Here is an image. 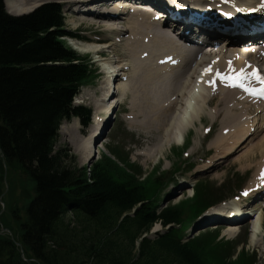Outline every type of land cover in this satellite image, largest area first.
<instances>
[{
	"label": "trees",
	"instance_id": "trees-1",
	"mask_svg": "<svg viewBox=\"0 0 264 264\" xmlns=\"http://www.w3.org/2000/svg\"><path fill=\"white\" fill-rule=\"evenodd\" d=\"M65 35L73 34L58 4L12 16L0 0V197L5 166L13 189L1 221L29 260L0 234V264H256L249 251L235 255L216 231L183 239L189 224L224 198L207 181L193 198L159 209L171 178L155 170L142 179L127 152L113 148L114 158L103 153L87 170L56 150L61 123L78 116L87 125L91 114L73 98L93 70ZM156 222L168 230L144 236Z\"/></svg>",
	"mask_w": 264,
	"mask_h": 264
},
{
	"label": "rangeland",
	"instance_id": "rangeland-1",
	"mask_svg": "<svg viewBox=\"0 0 264 264\" xmlns=\"http://www.w3.org/2000/svg\"><path fill=\"white\" fill-rule=\"evenodd\" d=\"M48 2L44 1L41 5ZM166 2L167 0L163 2L164 6L166 5ZM59 3L62 5L64 14L66 16V29L72 32H76L84 37L83 39L85 41L79 40L74 43L80 47L96 46L97 48H101L105 51V57L99 58L93 53L91 54L89 52L75 50L81 55L90 57L92 68L94 71L92 77L86 83L87 85L81 88L79 95L75 98V105H83L91 108L93 116L91 122L87 126H83L79 118H73L70 121H64L63 123L65 124L63 125V127H65V130L68 131V133L65 134V132H61L60 127L58 140L56 143V150H61L62 153H67L69 154V156H75L77 164L79 166H83L87 164H84V162L81 160V156L77 151V147L81 140L90 137L91 133L96 127L95 122H97L102 109H104L101 108L97 110L94 101H99L100 97L104 96L105 91L103 89L109 86L106 81L108 80L106 71L112 69V63L114 62H116L114 63V66L115 69H117L119 64H129L130 61L128 62L126 57L125 59H122L123 55L125 56V54L127 53V48L124 45H117V48H114V46L107 47L111 39H114V37L117 36L118 30H113L108 26L99 27L97 24L89 25L88 21H90L93 17H86V11L81 12V15L83 17L77 16L79 14H75L79 10L81 11L87 8V6H84L85 4L82 5V3L86 2L81 3V1H79L78 3H73L78 5L77 10H73V8H71L70 6L71 4L69 3ZM102 23L105 24L108 22L102 21ZM122 23H120L121 28L122 26L124 28V23ZM169 32L173 33V30L169 29ZM127 34H129V31L125 30L120 36H124L125 38ZM89 40H95L97 43L92 44L91 41L89 42ZM89 43L91 44V46ZM120 44L122 43L120 42ZM225 54L226 53L222 55ZM253 57L254 56L252 55L249 57V59ZM261 65L263 66L264 62H262ZM198 67L202 68V66H200V64L198 65L196 61V63L192 64L190 70L197 69L198 71ZM135 69L137 71L140 70L137 63L133 64L132 70ZM128 71L130 70L125 69L124 71L121 70L120 73L123 72V74H126L129 77L130 74ZM152 73L153 74H151L146 69L138 73L132 71L131 77H127V80L123 79L124 83L127 82L129 84V89L127 88L126 93L124 94L125 98H123V103L118 107V112L116 111L117 113H115L114 116L109 120L107 126L108 128H105L103 134H101L97 138V147L99 149L98 155H96L94 158H91L89 161H95L102 152H108V150L113 146H120V148H124V150L129 153V157L134 163L141 166L143 176H146L153 169L157 168H160V172L163 176L164 174L168 173L167 177H170L172 180L166 183L169 185V187L166 190L165 195L168 194L167 199L169 198L173 203L185 200L186 198H191L193 195V187L198 180H209L212 186H216L217 188H219V190H221L219 191V194L228 196L230 198L226 199L225 202L212 207L211 213H209L206 217H200L195 224H190L189 229L186 231L187 235L185 236V239L189 238V236L191 237L192 235H196L197 233L205 229L217 228V226H219L218 229H220V237L230 240L233 244L237 245V252H239L242 247L249 250L250 252H256L258 256L257 264H264V245H262L261 235H258V241H255L253 238L255 242H251L253 225L255 223L257 224V226L259 225V211L253 217L252 221H248L244 224L233 225L234 229L232 231L228 229L227 225L225 224H212L219 221L215 218L217 217L215 216L216 214H222V216H226L228 214L227 212H230V205L233 202L244 204L245 201L241 202V200L237 199L240 198L241 190H244L246 187H248V184L250 182L255 181L254 174L257 171V164L262 162L264 156V153L262 156L259 155L261 153L260 151H262L261 149L264 150V130L259 133V138L253 139L251 142H248L245 149L239 150L231 155L228 159L220 161L219 165L214 166L211 169L210 167L207 168V166L210 165L211 160H216V158L219 159V156L221 155V152H218V150L216 149L217 147L215 148L213 146V142L218 138L220 139L221 135H223V129L225 130V126L228 129V125L225 121H229L231 123L235 121L232 120L231 117L229 118V120H224L223 118H221V116L220 118L218 117L217 119H212V109L217 108L218 103H220V96L218 95V97L217 95H215L214 97H212L213 101H210V104L208 105L207 102L210 100L209 93L208 91L204 90V93H206L203 94L204 96H200V99H195V101L193 100L194 103H196L195 105L199 108V112L202 113V121H199V118H197V122H194L190 125V128L185 133L186 144L184 146H179V143L175 142L166 145V137L169 131H171L173 123H175L176 121L175 119H173V121L171 122V120L172 118L181 117V114L183 115L182 112L185 111L187 106L189 107L191 104H193L192 98H194V95L196 93L198 94L197 91L199 88V78H192L191 82L187 79V74V76H184L182 78V80L185 82L189 81L186 84L190 85V87L187 90H184L183 88L180 89L179 94H181L182 96L178 97L181 102L178 103L176 114H173L175 111L167 112L169 121L167 123V126H164V130H160L159 128L155 129L154 124L157 123L158 117L163 115L164 113L158 112L157 115L159 116L151 120L152 115L148 114V108L143 101L147 94V90L149 87L148 84L152 80L153 76L156 75L153 71ZM172 82L171 84L174 86L175 80H173ZM114 83H118L117 80ZM133 84H137L139 87H141L142 93L139 97L134 98L131 101V108L133 109L132 110L130 108L129 97H131ZM204 86L205 85H203L201 88H203ZM186 92L189 94V96L186 95ZM90 94H92L91 97L93 98H90ZM179 94H176L174 97H176L177 95L179 96ZM135 96H138V94H136ZM220 104V107H222L223 104ZM135 110H137L138 112ZM130 112H133V115L136 119L135 123H130L131 120H128V122L125 119V115ZM222 113H224L223 116L225 118V112L222 111ZM139 116H141L140 120H142V122L145 121L143 123H146L147 125H144L142 127L137 125L139 121L137 118H139ZM146 117H148V119H146ZM257 121L259 123H262L264 121L263 113H260V115L257 116ZM169 122L171 123L169 124ZM259 125L260 124H258V126ZM208 129H211V131L209 133H206ZM253 148L255 149V151L258 150L257 153H254L252 151ZM142 151H151L152 155L149 156L144 153V155L148 156L150 159H146L145 157L140 155L139 153ZM253 153L255 154V158H249L253 155ZM253 160L255 161L253 162ZM67 161L70 163L71 160ZM67 161H64V163L67 164ZM178 167H180L179 171L177 169ZM172 170H175V173H172ZM252 178L253 180L251 181ZM12 193V182L11 180H9L3 192V201L8 208H10V205L12 204ZM260 199H262V202H264V196ZM254 201L255 200H250L249 202L252 205ZM166 203V199L163 200L162 207ZM21 214L24 215L23 210H21ZM262 218L264 220V215ZM166 229L167 228L157 223L153 226V229L151 230L149 235L152 239H156L157 233H163L166 231ZM0 230L2 231L1 228ZM262 230L264 231V226ZM1 234L10 236V233L7 231L1 232Z\"/></svg>",
	"mask_w": 264,
	"mask_h": 264
},
{
	"label": "bare ground",
	"instance_id": "bare-ground-1",
	"mask_svg": "<svg viewBox=\"0 0 264 264\" xmlns=\"http://www.w3.org/2000/svg\"><path fill=\"white\" fill-rule=\"evenodd\" d=\"M44 1L47 2V1H52V0H6L9 6V10L13 14H16V15L29 12L33 8L42 4ZM55 1H59V0H55ZM79 1L81 0H61V2L71 4L70 6L71 8H73V10H77V7H78L77 4H73V3H78ZM129 1H134V0H121L120 3L116 4L117 7L118 6L120 7L119 10L115 9L114 11H107V10L102 11V9L101 10L96 9L93 5L99 2H95V3L91 2L85 5L84 3L81 2L82 5L87 6V8L81 11L79 10L77 13H75V14H79L77 16L83 17L81 15L82 14L81 12L86 11L87 12V15H85L86 17H93L90 21H88L89 25L97 24L99 27L108 26L109 28L114 30L117 28H121L120 23L123 22L124 23L123 25L125 26L124 29L125 30L129 29L130 31L128 37H125L122 39L119 37H114V39H111L110 43L107 45V47L114 46V48H117V45L118 46L124 45L127 48V53L125 54V56L123 55L122 59H125L126 57L128 62L129 61L130 62L129 64H125V65L119 64L118 71L117 69L115 70V66H114V63L116 62L112 63L113 66L111 68L113 70H108L106 72L107 79H108L106 81L109 86L103 89L105 91L104 96L100 97L99 101H96V102L94 101V104L97 110L101 108L108 109L110 107L113 110L115 106L118 104L117 103L115 105V102L122 101L123 98L125 97L124 94L126 93L127 88L129 89V84L127 82L124 83V81H122L123 76L125 78V76L127 75L120 73L121 70L124 71L125 68H129L130 70L128 71L130 74L129 77H131L132 71H135L138 73L146 69L151 74H153L152 73L153 71L156 75L153 76L152 80L149 82L148 84L149 91L147 90V94L143 101L148 108V114L152 115L151 120L159 116L157 115L158 112L164 113L163 115L158 117L157 123L154 124L155 129L159 128L160 130H164V126H167V123L169 121L167 112L175 111L173 114H176L178 103L181 102V100H179L178 97L182 96L181 94H179V91L181 88H183L184 90H187L190 87V85L186 84L187 82L189 81L191 82L192 78H195L197 77V75L200 74L201 78H204L206 75L205 80L207 81L204 84L200 83L201 87L203 85H207L208 82L212 83L213 78H211L205 70L202 73H201V68L199 67H198V71L197 69L190 70V68L192 67V64L196 63V61L198 65L200 64V66L204 67L205 64L207 65L210 62H212L211 61L212 59L216 60L215 61L216 63L214 66L216 73L223 72L227 68V66L230 64L232 65V68L234 71L240 70L241 68L243 69L247 68L249 71H251L258 67L257 56H254L257 53L255 54L252 53V48L254 46H251L249 49L242 50V51L238 50V48H236L237 46L229 47V48L227 47V49L234 50V51H231V54L230 52H228L225 55L221 54L213 58H211V56H213L211 55V53H206V54H203L198 60H196L197 54L193 56L194 54H191V52L188 49H185L182 46V43L180 42L181 39H184L183 40L184 42L185 40L189 41L190 40L189 37L183 34L181 30L177 31V35H179V33L181 34L180 35L181 37L179 39H174V37H172V35L170 34L168 30L169 29L168 23L170 22V19L161 17L159 20H157L156 18L153 17L154 15L152 16V14L142 13L141 16L147 18V21L145 22H142L141 20L137 21L136 17H134L133 15H137L139 12L135 13L134 11L132 14L131 11L128 9L130 8H133V9L135 8V10L142 9L143 4L141 3V4H137V6H133V4H131V2ZM159 1H162V0H159ZM228 1L230 3L232 2H236V4L239 3L238 1H235V0H228ZM251 1L252 3L255 4L259 2L260 0H242L241 2L251 7L253 6L251 5ZM143 2H145V0H143ZM186 6L187 5H185L184 7ZM184 7L179 5V7H177L176 9H173V11H179L181 9H184ZM193 12H194L193 10L186 9L185 14H187L188 16L189 15L192 16ZM158 14L159 15L161 14V16H165L163 12L156 11V15ZM117 15H120L121 17L119 16V18H116ZM120 18H122L123 21ZM219 19L229 20L232 23H235L237 27H239L240 29H245V30L250 29L254 24V20L253 21L232 20L226 17L225 15L224 16L221 15ZM102 21H107L109 24L108 23L104 24L102 23ZM216 21L218 20L214 18V21H212L211 23H217ZM199 22H201V20ZM181 26L184 27L183 31L186 29H190L191 27L193 28L195 27L194 24H190V25L181 24ZM255 26L258 28L260 24H255ZM201 39L202 38H198V39L193 38L191 40L197 41L198 45H201L202 44ZM120 42L122 44H120ZM94 43H97V42H94ZM77 48L78 50L82 52H86L89 50L97 51L99 49L96 46H91V47L77 46ZM224 48L226 49V47L223 46L222 50H225ZM144 52H146L148 56L146 58H141ZM252 55L254 57L250 58L249 60L248 58ZM173 56L176 57V59L174 60L175 66L171 68L166 64L164 65V60L167 58L173 57ZM118 58H119V55H118ZM248 61L250 62V64H247ZM134 63L138 64V68L140 69L139 71H137L136 69L132 70ZM171 69H174V70L178 69V73L175 74L173 77L170 76ZM184 76H187V79L189 81L187 82L183 81L182 78ZM114 79H116L118 83H115L112 87V85L110 86V84L116 81ZM173 80H175L174 86L171 84ZM115 89H117V91H115ZM112 90H113V94L115 92L116 93L111 97L112 99L111 102H108L106 104L105 102L106 97H107L106 95ZM141 93H142V88L139 87L137 84H133L131 97H129L130 108H131V101L134 98L139 97ZM136 94H138V96H135ZM176 94H179V96L177 95L176 97H174ZM203 94H204V90H203ZM203 94L199 96L194 95V98H192V101L193 100L195 101V99H198L200 96H204ZM186 95L189 96L187 92H186ZM216 95L220 96L219 102L222 103L223 106L220 107L221 104L218 103L217 108L212 109V117H213L212 119H217L218 117L220 118L221 116V118H223L224 120L225 119L229 120V118L231 117V119L234 120L235 122L231 123L229 121H225L226 124L228 125V129L225 126L226 131L223 129L224 134L221 135L220 139L218 138L216 141L213 142V146L215 148L217 147L216 149L218 150V152H221V155L219 156V159L216 158V160L210 161V165L207 166V168L210 167V169L213 168L214 166L219 165L220 161L228 159L231 155H233L237 151L245 149L247 147V143L251 142L253 139L259 138L258 137L259 133L262 130H264V121L262 123H259L257 121V116L260 115V112L263 113L264 115V105H258L257 102L250 101L249 99L244 98L242 94H239L235 90L232 91L229 89L219 88ZM91 96L92 94H90V98H93ZM194 101H193L194 105L191 104L189 107L187 106L185 111L182 112L183 115L181 114V117L172 118L171 122L173 121V119H175L176 121L175 123H173L174 126L172 125V129L171 131H169L166 137V142H165L166 145L174 143V142L180 144L181 141L185 138V133L190 128V125L194 122L196 123L197 118H199V121H202V113L199 112V108L195 105L196 103H194ZM210 101H213V98L212 99L210 98V100L207 102L208 105L210 104ZM222 111L225 112V115H226L225 118L223 116L224 113H222ZM130 114L133 119L130 121V123H135L136 119L133 115V112H130ZM140 118L141 116L137 118L139 120L137 125L141 127L144 125H147L146 123H143L145 121L142 122ZM146 119H148V117H146ZM171 122H169V124ZM99 123L96 125L97 126L96 129L99 127L100 125ZM64 124L65 123L61 125V132H65L66 134L68 133V131H66L65 127H63ZM258 124L260 125L258 126ZM255 125L258 127H256ZM101 130H102V126H101ZM256 130L257 132H255ZM100 132H101L100 134H102V131ZM94 137H95V133L92 136L84 140H81L77 147V151L80 153L81 160L84 162V164L85 162L87 163L93 156L95 157L97 153V148H96L97 144H95ZM261 150L262 151H260L261 153L259 155L262 156L264 153V150L263 149ZM252 151L254 153H257L258 150L255 151V149L253 148ZM144 153H146L149 156V155H152V152L142 151L139 153L146 159H150L148 156H145ZM254 153L249 158H255ZM263 159H264V156H263ZM263 159H262V162L258 161L260 162L259 164H257L258 162L256 163L257 171L254 174L255 181L251 182L250 184L251 188H253L254 186H257V187L262 186V185L264 186V180H262L261 178V172L264 171V160ZM254 161L255 160H253V162ZM258 170H259V173H258ZM258 196L259 194L257 193L255 197H258ZM263 196L264 194H262V197ZM259 202L252 205L250 209H248V207L246 206L244 207L238 206V208L235 209L236 211L239 210L238 213L236 212L237 213L236 217H241V216L243 217L246 214L251 215L252 212L259 211L260 217H259L258 224H260V227H258L257 230L252 235L251 242L253 243L255 242L253 240V237H256L264 233V231L261 230L264 226V220L262 218L264 215V208H263L264 205L261 200ZM246 205H249V203ZM235 220H238V218H235ZM229 229L232 231L234 228H232L231 225H229Z\"/></svg>",
	"mask_w": 264,
	"mask_h": 264
},
{
	"label": "snow or ice",
	"instance_id": "snow-or-ice-1",
	"mask_svg": "<svg viewBox=\"0 0 264 264\" xmlns=\"http://www.w3.org/2000/svg\"><path fill=\"white\" fill-rule=\"evenodd\" d=\"M261 7L264 8V2L261 3ZM255 10V9H251ZM226 15H230V13H225ZM220 78L225 80L226 83L229 85L235 87L238 86L240 88L245 89V91L251 92L254 95H261L264 96V76H261L257 70H253L251 73H248L245 71V69L241 68L238 73H235L232 75L228 74H220L218 73ZM256 77L257 80L260 81L261 87L259 88H252L247 85V80L249 79V76ZM261 178L264 180V171L261 172ZM249 190H245L244 195H248Z\"/></svg>",
	"mask_w": 264,
	"mask_h": 264
}]
</instances>
